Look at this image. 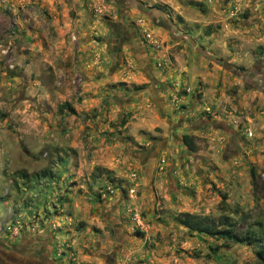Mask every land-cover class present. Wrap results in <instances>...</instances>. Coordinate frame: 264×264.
Returning a JSON list of instances; mask_svg holds the SVG:
<instances>
[{"label":"rangeland","instance_id":"374dc122","mask_svg":"<svg viewBox=\"0 0 264 264\" xmlns=\"http://www.w3.org/2000/svg\"><path fill=\"white\" fill-rule=\"evenodd\" d=\"M122 1L0 0V246L264 264V0Z\"/></svg>","mask_w":264,"mask_h":264},{"label":"trees","instance_id":"16d2710c","mask_svg":"<svg viewBox=\"0 0 264 264\" xmlns=\"http://www.w3.org/2000/svg\"><path fill=\"white\" fill-rule=\"evenodd\" d=\"M110 30H111L110 32L112 33V41L113 42L117 41L120 38V37L117 38V36L119 35L120 31L116 30L115 27L110 28ZM128 45H129V43H128ZM108 47L110 49L109 53L112 55V58H113L114 57V50L112 49L111 46H108ZM138 52H142V51L139 50ZM181 141L189 150H191V151L195 150V148L193 146V143H192V137L190 135L182 134L181 135ZM251 173L253 174V171ZM181 223L184 226H186V227H188L191 230H194L196 232L206 233V234L212 235V236H218V237H221L223 239L230 240L231 242H234V243L250 242V240L247 239L244 235L243 236H239V235L233 233V231H232L233 224L231 223V221L225 220L222 223L223 227L216 228V227H212L211 225H208V224L202 222L201 220L194 221V220L188 219L185 216L183 219H181ZM32 243H33V241H32ZM0 247L2 249L6 250L7 252L10 251V254H11L10 256H12V258L16 259L19 256L18 261L21 262L23 260V264H25L27 262V261L24 260L23 256H20L16 252L15 253L13 252V251H16V250L19 249V245L18 244L10 245L8 247H6V246L5 247L0 246ZM29 247H31V249H32L31 245ZM29 247L27 246L26 249H29ZM262 248H263L262 250H264V245H263ZM41 250H42V248L40 249V251ZM37 253H40L41 256L43 255V257H44L43 261H44L45 264H53V259L50 257V250H49L48 246H47V248H43V250L41 252H39L37 250ZM260 254H261V251H260ZM45 257H47V258H45ZM15 259H13V260L16 261Z\"/></svg>","mask_w":264,"mask_h":264},{"label":"flooded vegetation","instance_id":"af4514ba","mask_svg":"<svg viewBox=\"0 0 264 264\" xmlns=\"http://www.w3.org/2000/svg\"><path fill=\"white\" fill-rule=\"evenodd\" d=\"M130 1L133 4H136V2L134 0H128V1L123 0L122 2H130ZM29 250H31V247H29ZM32 250H34L35 251L34 253L37 254L36 259L35 260L33 259L32 261L29 260L25 264H45L43 261V258H44L43 255L41 256L40 253H37V250L34 248H32ZM10 255H11L10 251L7 252L6 250H4L0 247V264H23V262L18 261L19 256H18V258L15 259V258H12V256H10ZM45 258H47V257H45ZM13 259H15L16 261H14Z\"/></svg>","mask_w":264,"mask_h":264},{"label":"water","instance_id":"95a60500","mask_svg":"<svg viewBox=\"0 0 264 264\" xmlns=\"http://www.w3.org/2000/svg\"><path fill=\"white\" fill-rule=\"evenodd\" d=\"M182 37L187 39L191 45H194V42L189 37H187V35H183ZM21 262H23V260Z\"/></svg>","mask_w":264,"mask_h":264}]
</instances>
